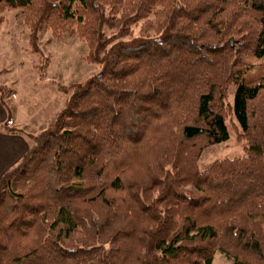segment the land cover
I'll list each match as a JSON object with an SVG mask.
<instances>
[{"label": "trees", "instance_id": "16d2710c", "mask_svg": "<svg viewBox=\"0 0 264 264\" xmlns=\"http://www.w3.org/2000/svg\"><path fill=\"white\" fill-rule=\"evenodd\" d=\"M17 10L32 53L70 34L99 71L56 86L46 128L5 126L29 146L0 264H264V0H0V24ZM231 131L243 156L201 171Z\"/></svg>", "mask_w": 264, "mask_h": 264}, {"label": "rangeland", "instance_id": "374dc122", "mask_svg": "<svg viewBox=\"0 0 264 264\" xmlns=\"http://www.w3.org/2000/svg\"><path fill=\"white\" fill-rule=\"evenodd\" d=\"M22 12L5 11V20L0 24V82L16 92L8 103L13 111V119L24 123L27 132L36 133L52 122L63 107L66 95L56 90V86L83 81L96 74L99 68L88 64L83 57L86 46L75 36L65 34L60 41L50 38V33L40 34L39 54L30 51L26 29L22 23ZM233 99V88L229 91V101ZM243 150L235 141L231 131L229 138L206 148L198 162L201 171L218 159L243 156ZM212 264H233L223 254L217 252Z\"/></svg>", "mask_w": 264, "mask_h": 264}, {"label": "crops", "instance_id": "0c3cea01", "mask_svg": "<svg viewBox=\"0 0 264 264\" xmlns=\"http://www.w3.org/2000/svg\"><path fill=\"white\" fill-rule=\"evenodd\" d=\"M1 76L2 75H0V77ZM0 84L4 83L0 82ZM14 95L15 94L8 96L7 102H9ZM10 110L11 114L8 116L6 109L0 103V178L6 170L20 161L29 146V142L25 136L12 134L5 130L6 125H24V123L18 124V122L13 119L11 107Z\"/></svg>", "mask_w": 264, "mask_h": 264}]
</instances>
